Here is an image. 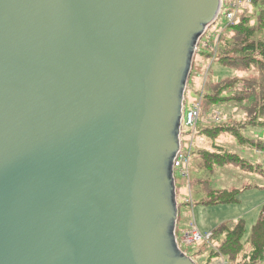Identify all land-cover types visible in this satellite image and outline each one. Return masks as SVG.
I'll return each mask as SVG.
<instances>
[{"label": "water", "instance_id": "obj_1", "mask_svg": "<svg viewBox=\"0 0 264 264\" xmlns=\"http://www.w3.org/2000/svg\"><path fill=\"white\" fill-rule=\"evenodd\" d=\"M221 0H0V264H196L173 160Z\"/></svg>", "mask_w": 264, "mask_h": 264}, {"label": "trees", "instance_id": "obj_2", "mask_svg": "<svg viewBox=\"0 0 264 264\" xmlns=\"http://www.w3.org/2000/svg\"><path fill=\"white\" fill-rule=\"evenodd\" d=\"M249 1L256 10L255 19L241 12L228 22L220 32L213 54V61L230 69L232 74L206 82L199 95L201 114L229 105L237 106L242 112V119L226 118L196 128L198 134L212 140V149L195 147L190 153L198 158V167L207 174L206 178L193 180L203 191L198 201L202 205L238 203V196L245 190L264 188V184L247 182L220 188L214 176L218 167L229 166L255 174L264 181V167L258 160L264 155L263 136L245 133L264 128V0ZM220 135H230L251 156L245 157L213 141ZM215 236H220V241L214 245L211 255L221 254L233 264H264V204L248 233L245 221L237 219L215 226L211 237Z\"/></svg>", "mask_w": 264, "mask_h": 264}, {"label": "rangeland", "instance_id": "obj_3", "mask_svg": "<svg viewBox=\"0 0 264 264\" xmlns=\"http://www.w3.org/2000/svg\"><path fill=\"white\" fill-rule=\"evenodd\" d=\"M222 1V11L220 10L217 20L202 34L196 46L192 68L183 93L181 119L183 118L184 112L198 100L206 82L216 81L223 76L232 74L230 69L213 61V54L220 37V32H222L228 23L226 13L231 9L230 3L232 0ZM241 12L255 19L256 10L252 4L249 3L248 5L241 6L239 13ZM226 118L242 119V112L237 106L231 105L225 108H213L208 113L200 114L196 128L207 126L213 122H222L224 119L227 120ZM196 130L192 131L190 127H183V136L181 137L183 139L184 151H186L187 142L189 143L190 140L192 142L191 151H194L195 147L212 149V140L205 135L198 134ZM245 133L250 136H263L262 138L264 139V128L252 129L247 132L245 131ZM213 141L221 146L224 145L225 149L227 148L242 153L245 157L251 156V152L246 151L230 135H220ZM259 159L264 167V155ZM198 161V158H195L194 154L190 155L187 168L188 177L183 175L179 170L174 173L178 203L177 221L174 231L177 244H179V248L191 257L196 264H220L219 261L221 260L225 262L224 264H233L221 254L211 255L214 245L217 241H220V236L211 237L208 240L202 239L190 246L184 245L181 242V238L189 229L190 223H194L201 232H212V229L218 224L224 221L231 223L237 219H243L245 221L246 233H248L264 204V188L251 187L245 190L238 196V203L218 205L199 204L198 201L203 197V191L193 180L196 178H206L207 174L198 167ZM214 173L220 188L241 185L244 182L252 185L264 184V181L257 175L235 170L229 166L218 167Z\"/></svg>", "mask_w": 264, "mask_h": 264}, {"label": "built area", "instance_id": "obj_4", "mask_svg": "<svg viewBox=\"0 0 264 264\" xmlns=\"http://www.w3.org/2000/svg\"><path fill=\"white\" fill-rule=\"evenodd\" d=\"M249 3H250L249 0H232L230 3L231 9L226 13L228 22H232L237 17L241 9V6L248 5ZM222 5H223V1L221 0V7ZM200 101H201V97H198V100L195 103H193L192 106L188 110L184 112L183 118L181 119V125H180V135H179L180 145H179V149L176 152L174 160H173V173L179 170L183 175L187 177H188L187 168H188V163H189V158H190V153H191L192 142L191 140L189 143L187 142V148H186V151H184V145L182 144L183 139L181 137L183 136L182 129L183 127H190L192 131L196 130L197 122L201 114ZM188 228L189 229L183 234L181 238L182 240L181 242L186 246H190L193 243L198 242L202 239L208 240L211 238V235H212L211 231L201 232L194 223H190ZM219 263L224 264L225 262L221 260L219 261Z\"/></svg>", "mask_w": 264, "mask_h": 264}]
</instances>
